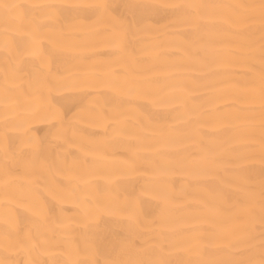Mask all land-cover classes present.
<instances>
[{
  "label": "bare ground",
  "instance_id": "1",
  "mask_svg": "<svg viewBox=\"0 0 264 264\" xmlns=\"http://www.w3.org/2000/svg\"><path fill=\"white\" fill-rule=\"evenodd\" d=\"M0 264H264V0H0Z\"/></svg>",
  "mask_w": 264,
  "mask_h": 264
}]
</instances>
